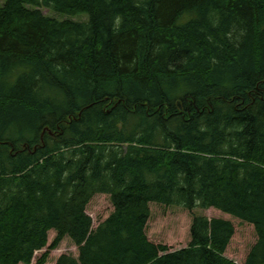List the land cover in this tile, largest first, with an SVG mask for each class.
<instances>
[{"label":"trees","instance_id":"16d2710c","mask_svg":"<svg viewBox=\"0 0 264 264\" xmlns=\"http://www.w3.org/2000/svg\"><path fill=\"white\" fill-rule=\"evenodd\" d=\"M153 204L214 207L257 243L239 263L232 222L195 214L170 251ZM65 238L78 255L52 264H264V0H2L0 264Z\"/></svg>","mask_w":264,"mask_h":264},{"label":"rangeland","instance_id":"374dc122","mask_svg":"<svg viewBox=\"0 0 264 264\" xmlns=\"http://www.w3.org/2000/svg\"><path fill=\"white\" fill-rule=\"evenodd\" d=\"M1 2L2 0H0V3ZM43 12L60 17L59 14L49 11L46 8L43 9ZM64 16L70 19L78 18L68 15ZM11 131L14 132L13 129H11ZM16 134L17 133L14 132V135ZM113 209L112 202L108 195H96L91 200L88 207V210L95 221L94 227H96L99 222L106 219ZM195 214L206 215L209 219L217 217L231 221L235 228V233L228 244L226 255L239 263H243L245 261L252 247L258 240V234L255 226L214 207H210L208 209L197 208L189 211L183 207L175 205L165 207L159 204H153L152 217L148 223V237L157 243L166 244L170 251L188 247L191 240L190 227L193 215ZM52 239L53 235L50 236L49 243ZM42 251H44V249L38 252V254ZM63 253H70L74 256L78 255L76 247L69 238L62 240L58 248L50 252L49 257L51 259H49L47 264H52L51 262ZM35 262L36 260L34 259L31 264H35Z\"/></svg>","mask_w":264,"mask_h":264},{"label":"bare ground","instance_id":"6f19581e","mask_svg":"<svg viewBox=\"0 0 264 264\" xmlns=\"http://www.w3.org/2000/svg\"><path fill=\"white\" fill-rule=\"evenodd\" d=\"M47 130H49V128L48 127H45V129L42 131V139H43V136H44V134H45V131H47ZM51 133H52V131H51ZM63 135V134H62ZM34 148V147H33ZM12 151H15V153L17 152L18 153V151H16L15 149L14 150H12ZM12 151H11V153H12ZM95 167V166H94ZM75 187V186H74Z\"/></svg>","mask_w":264,"mask_h":264}]
</instances>
